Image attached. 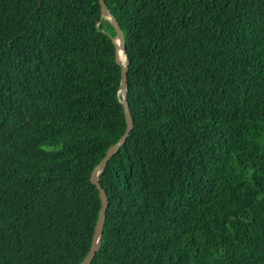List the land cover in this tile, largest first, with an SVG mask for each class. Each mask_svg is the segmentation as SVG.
I'll use <instances>...</instances> for the list:
<instances>
[{"label": "trees", "instance_id": "1", "mask_svg": "<svg viewBox=\"0 0 264 264\" xmlns=\"http://www.w3.org/2000/svg\"><path fill=\"white\" fill-rule=\"evenodd\" d=\"M133 128L90 264H264V0H105ZM99 0H0V264H79L125 130Z\"/></svg>", "mask_w": 264, "mask_h": 264}, {"label": "water", "instance_id": "2", "mask_svg": "<svg viewBox=\"0 0 264 264\" xmlns=\"http://www.w3.org/2000/svg\"><path fill=\"white\" fill-rule=\"evenodd\" d=\"M100 6H101V15L108 19L114 29V34H111L110 37L115 45V59L116 62L121 67V77H120V85H119V92L121 95V102L125 117V130L122 136L117 140L116 143L111 144L104 156L100 159V161L96 164V166L92 169L90 181L96 186L100 198V209L98 212V217L96 220V224L94 227V232L92 235L91 245L90 248L83 258V260L79 264H90L92 259L94 258L96 252L100 248L101 244V236H102V229L103 224L105 220V213L106 209L108 207V197L104 190V188L101 186L99 177L103 169L106 167L107 162L109 159L118 152L119 148L124 144L126 141V136L128 133H130L131 129L133 128L134 122L133 118L131 116L128 103L126 101V92L128 88L127 83V72H128V66H129V59L126 57L125 54V39H124V33L123 30L120 27V24L116 17L112 14L108 6L106 5L105 0H99ZM124 54L125 60L120 58L121 54Z\"/></svg>", "mask_w": 264, "mask_h": 264}, {"label": "bare ground", "instance_id": "3", "mask_svg": "<svg viewBox=\"0 0 264 264\" xmlns=\"http://www.w3.org/2000/svg\"><path fill=\"white\" fill-rule=\"evenodd\" d=\"M111 34H109V36H110ZM111 38V37H110ZM125 39V38H124ZM112 40V39H111ZM113 42V41H112ZM114 47H115V45H114ZM122 59H124L125 60V56H124V54L122 53ZM127 90H128V88H127ZM120 100H121V98H120ZM126 101H127V92H126ZM122 103V102H121ZM127 103H128V101H127ZM128 107H129V105H128ZM130 110V109H129ZM126 123V122H125ZM132 130V129H131ZM128 135H129V133H128ZM128 135L126 136V139H127V137H128ZM122 136V135H121ZM125 139V140H126ZM117 142V141H116ZM115 142V143H116ZM91 176V175H90ZM87 254V253H86ZM83 260V259H82Z\"/></svg>", "mask_w": 264, "mask_h": 264}, {"label": "rangeland", "instance_id": "4", "mask_svg": "<svg viewBox=\"0 0 264 264\" xmlns=\"http://www.w3.org/2000/svg\"><path fill=\"white\" fill-rule=\"evenodd\" d=\"M120 58H122V54L120 55Z\"/></svg>", "mask_w": 264, "mask_h": 264}]
</instances>
